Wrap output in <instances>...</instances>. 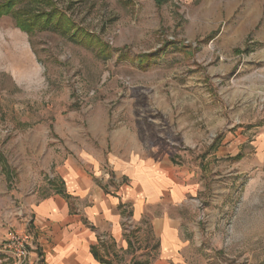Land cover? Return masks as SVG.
<instances>
[{"label":"rangeland","instance_id":"obj_1","mask_svg":"<svg viewBox=\"0 0 264 264\" xmlns=\"http://www.w3.org/2000/svg\"><path fill=\"white\" fill-rule=\"evenodd\" d=\"M260 2L52 0L84 43L0 16V211L24 223L25 198L55 192L68 158L159 150L197 183L175 210L180 264H264V64L250 42L228 52L215 22ZM125 226L128 246L111 248L110 264H153L150 220Z\"/></svg>","mask_w":264,"mask_h":264},{"label":"crops","instance_id":"obj_2","mask_svg":"<svg viewBox=\"0 0 264 264\" xmlns=\"http://www.w3.org/2000/svg\"><path fill=\"white\" fill-rule=\"evenodd\" d=\"M215 22L220 23L218 36L228 52L250 42L259 51L258 62L264 64V8L237 15L226 10ZM258 148L264 149V134L258 139ZM149 151L98 160L68 158L58 168L61 186L55 192L40 199L25 198L33 246L30 260L24 264H32L38 255L41 264H110V249L128 246L125 223L129 218L134 223L150 220L151 234L159 244L153 264H180L181 219L175 210L196 195L197 183L167 152ZM3 199L0 208L8 203ZM6 207L0 211V260L18 264L4 251L3 241L11 227L23 228L24 224L12 215V207Z\"/></svg>","mask_w":264,"mask_h":264},{"label":"trees","instance_id":"obj_3","mask_svg":"<svg viewBox=\"0 0 264 264\" xmlns=\"http://www.w3.org/2000/svg\"><path fill=\"white\" fill-rule=\"evenodd\" d=\"M24 1L33 2L34 0H7L4 4L0 5V16L12 15L15 18L17 26L25 31L27 34L33 33L35 28L39 25L40 28L48 30L50 28L61 30V34L71 37L78 43L86 40V30L78 28L73 21L63 13L53 7L52 0H37L40 3H46L51 8L49 10L31 9L32 7H19L16 6ZM163 0H155L159 5ZM79 29V30H78ZM90 34V33H89ZM88 37V36H87Z\"/></svg>","mask_w":264,"mask_h":264},{"label":"built area","instance_id":"obj_4","mask_svg":"<svg viewBox=\"0 0 264 264\" xmlns=\"http://www.w3.org/2000/svg\"><path fill=\"white\" fill-rule=\"evenodd\" d=\"M28 223H30V217L23 223V228L11 227L3 241L4 251L10 254V257L18 264H24L30 260L33 236L28 229ZM36 258L32 264H41L42 258L39 255Z\"/></svg>","mask_w":264,"mask_h":264}]
</instances>
